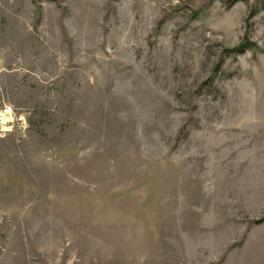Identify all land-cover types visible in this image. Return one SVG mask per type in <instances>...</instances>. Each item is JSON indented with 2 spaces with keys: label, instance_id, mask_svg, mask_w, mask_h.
<instances>
[{
  "label": "rangeland",
  "instance_id": "obj_1",
  "mask_svg": "<svg viewBox=\"0 0 264 264\" xmlns=\"http://www.w3.org/2000/svg\"><path fill=\"white\" fill-rule=\"evenodd\" d=\"M0 264H264V0H0Z\"/></svg>",
  "mask_w": 264,
  "mask_h": 264
},
{
  "label": "trees",
  "instance_id": "obj_2",
  "mask_svg": "<svg viewBox=\"0 0 264 264\" xmlns=\"http://www.w3.org/2000/svg\"><path fill=\"white\" fill-rule=\"evenodd\" d=\"M247 47L250 48V47H252V46H251V45H250V46H249V45H248V46H247V45H244V47H241V48L239 49V51H240V52L246 51V50L248 49Z\"/></svg>",
  "mask_w": 264,
  "mask_h": 264
}]
</instances>
